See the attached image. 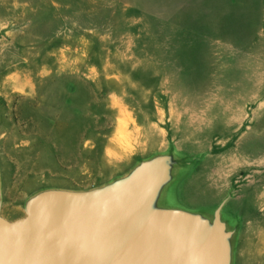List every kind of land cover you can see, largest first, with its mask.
Masks as SVG:
<instances>
[{
  "label": "rangeland",
  "instance_id": "374dc122",
  "mask_svg": "<svg viewBox=\"0 0 264 264\" xmlns=\"http://www.w3.org/2000/svg\"><path fill=\"white\" fill-rule=\"evenodd\" d=\"M2 137L8 220L169 155L146 209L219 208L264 251V0H0Z\"/></svg>",
  "mask_w": 264,
  "mask_h": 264
},
{
  "label": "water",
  "instance_id": "95a60500",
  "mask_svg": "<svg viewBox=\"0 0 264 264\" xmlns=\"http://www.w3.org/2000/svg\"><path fill=\"white\" fill-rule=\"evenodd\" d=\"M171 164L158 155L101 187L42 191L16 220L0 214V264H231V231L219 208L211 222L146 209Z\"/></svg>",
  "mask_w": 264,
  "mask_h": 264
},
{
  "label": "crops",
  "instance_id": "0c3cea01",
  "mask_svg": "<svg viewBox=\"0 0 264 264\" xmlns=\"http://www.w3.org/2000/svg\"><path fill=\"white\" fill-rule=\"evenodd\" d=\"M8 148V144L4 138H0V188L11 183L14 178L13 159ZM232 238L238 231V242L236 248V259L234 264H264V251L260 249L259 240L253 236V229L244 228V222L235 228H230ZM231 249V263L232 260Z\"/></svg>",
  "mask_w": 264,
  "mask_h": 264
}]
</instances>
